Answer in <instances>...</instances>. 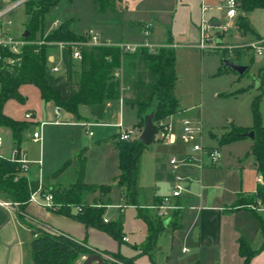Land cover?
<instances>
[{
    "label": "crops",
    "instance_id": "obj_1",
    "mask_svg": "<svg viewBox=\"0 0 264 264\" xmlns=\"http://www.w3.org/2000/svg\"><path fill=\"white\" fill-rule=\"evenodd\" d=\"M133 1L125 0L124 11L117 9L116 13L128 14L129 4ZM119 3L122 4L120 1ZM225 4L223 3L221 7L224 8ZM244 15V13H240V16ZM55 23L60 24L59 22ZM181 23L185 30V14L181 18ZM54 24L48 30L44 28L45 35L54 30ZM191 25L194 29L199 30V25L192 18ZM151 26L152 24L148 31L149 36L146 35L147 30L144 31V37H139V34L135 35V24H132L128 36L125 35L127 39L116 41L112 36L106 35L102 41L137 44L148 41L156 45H169L174 49L172 39L152 40ZM239 35L241 39L247 40V35L240 33ZM49 56L52 63L51 69L60 68V72L54 74L55 87L66 100L70 95L69 56L72 58V54L66 48L53 47L49 49ZM76 63L79 64V62ZM131 91V82L129 81L123 86L122 98L108 104L105 118L101 121L96 120L87 107L79 109L80 118L63 109L60 110V115L57 117L55 113L57 106L43 101L41 95L40 104L25 111L21 119H15L7 113V103L4 109L7 116L16 121L31 123V126L23 133L19 147L25 151L31 161L30 170L25 176L27 181L40 182L46 190L67 188L77 183L82 164L85 161L86 183L112 185L114 188L109 195L112 205H131L125 198L123 189L117 187L115 182L120 174L117 145L120 141L121 129L118 126L122 125V130H135L136 136L132 140L138 139L145 127L142 125L137 109L127 105L124 101L125 98L130 97ZM178 110L177 115L165 122L167 125H172L177 135L180 132V120L187 118L185 109L181 110L179 104ZM27 113H32L34 120H26ZM41 123H46L42 128L43 139L41 142L35 143L32 141L33 134ZM85 124L87 126H84ZM0 136L3 139L0 157L9 159L13 150L17 148L12 132L6 128H0ZM219 141L221 145V138ZM183 145L180 139L175 145H165L157 133L154 143L147 147L141 156L138 176L139 192L136 204L140 205L138 199L141 198V195L145 196L147 207L158 204L164 196L172 194L177 176L183 179L184 187L186 184L185 191L179 200L182 206L180 216L174 222V218L170 220V224L165 226L159 235L155 248L148 254L144 253L148 247V227L139 216L137 208H133L136 211L135 220L142 223L146 233L138 242L135 240V234L127 231L124 225L127 210L130 207L124 210L108 208L105 212V219L108 222L121 224L124 233L122 243L98 229L87 228L72 217L50 211L37 204L26 205L23 212L34 225L68 235L91 250L113 256L116 264H125L119 258L133 259L132 264H245V258L240 253L241 243L245 242L252 250L257 251L263 242L264 209H253L262 217L261 222L253 212L243 206H238L239 199L254 197L259 185L263 182V179L259 180L261 176L257 171L256 163L254 162L253 170L241 168L240 178L233 182H227L224 178L216 181L214 173L215 171L223 172V168L226 167V158L225 160L221 159L216 165H212L208 159H204L203 166L193 163L182 165L177 170L173 169L169 163L171 158L192 154V151L185 152ZM101 148L102 153H97L96 164H93V150ZM215 149L220 150L219 147ZM40 161L41 165L38 164ZM67 162H69L67 168L57 175V172ZM96 198H100L99 194L88 196L87 201L93 203ZM101 198L105 200V197ZM5 201L8 200L0 194V202ZM139 205L132 206L140 207L141 205ZM143 211L155 218L152 212ZM35 238L33 229L20 221L19 208L11 209L0 205V264H33L32 242ZM124 244L129 246L130 253H122ZM249 264H264V246Z\"/></svg>",
    "mask_w": 264,
    "mask_h": 264
},
{
    "label": "trees",
    "instance_id": "obj_2",
    "mask_svg": "<svg viewBox=\"0 0 264 264\" xmlns=\"http://www.w3.org/2000/svg\"><path fill=\"white\" fill-rule=\"evenodd\" d=\"M60 1L29 0L26 2L24 7L27 16L25 29L29 33V37L24 38V40L28 44L18 56L0 48V54L4 58L17 60L14 66L0 65V128L9 129L12 132L17 148L20 147L23 133L31 126V123L10 118L5 114L4 109L10 100L24 101L20 89L25 85L37 88L42 100L46 103H53L78 118H80L79 109L87 107L96 120H103L108 104L117 102L122 98L123 86L129 81L131 82L132 91L130 97L125 98L124 101L127 105L137 109L142 125H144L145 117L153 113V121L160 130L162 124L179 113V103L175 95L178 81L175 69L177 57L176 51L170 47H163L154 54H149L145 49H140L135 54H123L117 47L82 46L80 47L82 61L79 62V69L75 74L74 68L70 64V95L66 100L63 99L61 92L55 87L56 78L51 71L52 63L49 59V49L58 43H66L72 48V44L88 42L89 38L87 35L80 36L73 33L70 30L69 22L62 23L45 36V16ZM94 1L99 4L101 13L107 14L116 12L115 3L121 0ZM236 1L239 11L244 14L264 9V0ZM237 28L241 35L252 32L250 21L245 16H239ZM256 38L258 40L262 39L259 36H256ZM42 40L45 44L39 45L37 42ZM253 58L250 59V63H253ZM122 68H124V71L129 70L133 78L126 80L124 76V80L121 81L118 73ZM229 69L224 67L225 71ZM261 74L264 77V68L261 69ZM128 77H130V74ZM255 119L256 127L253 130L255 140L252 145V155L255 158L257 171L263 182L250 201L245 203L239 199L238 206H243L253 212L262 222L260 214L249 208V206H256L264 209V127L260 125L259 115L256 111ZM248 133L250 132L239 131L226 134L222 136L221 144L240 141L247 137ZM117 148L120 174L115 180L116 186L123 189L125 198L131 205L138 206L136 203L139 192L140 162L141 156L147 147L140 143L139 139H135L119 141ZM84 162L76 184L64 189H49L55 200L53 212L72 217L83 223L87 228L98 229L117 242L122 243L124 233L121 224L105 222L107 207L112 205L109 195L114 186L86 183ZM68 164L69 162L64 164L57 175L63 172ZM17 168L16 163L0 157V194L8 201L20 204V221L24 225L30 226L27 221L31 220L23 210L29 204L31 193L38 190L39 182H28L26 177H21L16 181ZM95 194H99L100 198H96L93 203H89L87 197ZM101 197H105V200ZM138 214L148 227V247L144 251L145 254H148L155 248L158 237L165 228V222L152 218L149 214L144 213L142 209H138ZM179 216L180 212L175 213L173 222ZM33 231L36 235L32 242L33 264H77L83 256L95 254L93 250L68 235L59 234L43 227L34 228ZM262 237V245L257 251L252 250L247 243H241L240 253L245 258V264H249L251 259L263 249L264 224L262 226ZM119 259L125 264H132L133 261V259Z\"/></svg>",
    "mask_w": 264,
    "mask_h": 264
},
{
    "label": "rangeland",
    "instance_id": "obj_3",
    "mask_svg": "<svg viewBox=\"0 0 264 264\" xmlns=\"http://www.w3.org/2000/svg\"><path fill=\"white\" fill-rule=\"evenodd\" d=\"M120 2L122 4L119 1L115 3L116 9L123 12L126 3L125 0ZM226 2L227 0H134L129 4V13L123 15L116 12L101 13L99 4L94 0H61L46 14L44 28L48 30L55 22H59V26L69 22L70 30L77 35L83 36L93 31L101 40H104V36L110 35L117 41L127 39L132 24H135V35L139 34V37H144L145 28L152 24V40L172 39L177 57L175 69L178 81L175 92L179 100V108L185 109L186 119L202 123L203 146L219 147L221 159L226 158L223 172L214 173L216 181L224 178L227 182H233L240 178L241 168L254 169L252 140L246 137L240 141L220 145L219 139L233 132L253 131L256 127L255 111L259 115L260 125L264 127V77L261 74V69L264 68V52L262 56H254L253 53L241 48L246 42L255 40L254 33L264 40V9L244 15L250 21L252 32L247 34V40H243L237 28L241 13L239 9L234 20L227 17V9L217 10ZM203 4L213 8L208 19L216 16L213 22L217 26L211 30L213 49L202 51L199 47L200 31L192 27L191 18L200 25ZM24 7L25 4L5 16L0 21V29L3 28L16 38L22 37L26 32L27 21ZM184 14L185 30L181 25ZM225 27L227 28L224 29ZM163 46L172 48L169 45ZM66 49L71 51L70 48ZM221 53L224 54V59L247 66L248 70L244 75L231 69L225 71ZM251 58L254 59L253 63H250ZM76 62L69 56V69L72 64L74 74L79 68ZM131 74L129 70L124 71L122 68L118 76L123 81L124 76L126 80L132 79ZM20 93L25 101L10 100L6 106L7 113L15 119L23 118L25 111L37 107L41 102L39 91L33 86H22ZM33 130L35 131L36 128ZM183 149L185 152H191L187 145H183ZM93 151L92 160L93 164H96L95 157L97 153H102V148ZM144 198L145 196L141 195L138 199L141 206L138 205L143 208L147 207ZM251 198H245L243 202L247 203ZM249 208L257 210L256 206ZM135 214L133 208L127 210L124 225L127 231L135 234V240L138 242L146 233L142 223L135 220ZM27 223L33 230L38 228L33 222L27 221ZM94 252L101 254L107 261L116 263L113 256ZM122 253H130L128 245H122ZM83 261L84 259L81 258L77 264H82Z\"/></svg>",
    "mask_w": 264,
    "mask_h": 264
},
{
    "label": "built area",
    "instance_id": "obj_4",
    "mask_svg": "<svg viewBox=\"0 0 264 264\" xmlns=\"http://www.w3.org/2000/svg\"><path fill=\"white\" fill-rule=\"evenodd\" d=\"M29 0H0V21L3 20L5 16L10 14L13 10L16 8L24 5ZM225 9H227V17L231 19H235L237 17V10H238V3L236 0H227L225 6ZM219 11L223 10V7L218 8ZM213 11V8L207 7L204 4L202 5L201 9V21L199 25V31H200V49L206 50V49H213V46L211 45V41L213 40L211 37V30L217 26L213 19H208V15ZM10 24V23H9ZM59 26L58 23L54 24V29H56ZM220 28V27H218ZM225 27L224 29H226ZM147 33L146 35L149 36V30L150 26H147ZM89 40L88 42H81L77 44H72L70 48L68 44L66 43H58L55 44L54 47H58L61 49L64 48H70L72 59L81 62L82 61V53L80 50V47L82 46H90V47H99V46H107V47H117L119 48L123 54H135L140 49H145L149 54H154L161 48L165 46L156 45L150 42H145L142 44L137 43H114L112 41H102L96 33L93 31H90L87 34ZM39 45L45 44V42L39 41L37 42ZM28 43L24 40L23 36L20 38H16L11 33L7 32L3 28L0 29V48L7 50L9 53L13 55H20L22 53L23 48ZM242 49H245L247 52H251L255 55L262 56L264 52V40L263 39H255L249 42H246L242 45ZM17 63V60H14L12 58H4L0 54V65L4 66H14ZM53 74H57L60 72L59 67H54L51 69ZM60 107H57L55 110L56 116L59 117L60 115ZM25 119L32 121L34 120V116L32 113H27L25 115ZM46 123H41L38 130L34 132L32 141L35 143L42 141V128ZM180 125V132L179 135H177L172 125L170 124H162V128L158 129V135L159 139L164 143L165 145H175L177 140L180 139L181 142L184 145H187L190 147L192 154L190 155H184L182 157H173L170 159L169 163L173 167L174 170H177L182 165L187 164H198L200 166H203L204 159H208L212 165H216L220 162L222 155L219 149H208L203 146L202 143V136H203V127L201 122H196L188 119H182L179 122ZM84 126H87L85 124ZM121 129L119 140L120 141H130L133 139V137L136 136V131L131 130H122L123 126H118ZM92 135V133H90ZM3 144V139L0 136V148ZM9 160L13 163H16L18 165L17 168V175L15 176V180H19L21 177H25L27 173L30 170V164L31 161L28 159L27 154L24 150L20 148H15L9 158ZM38 164H42L40 161ZM260 181H262V177L259 178ZM185 191V187L183 186V179L180 176L176 177V184L174 191L171 195L164 196L160 202L154 206L149 207H139V209L142 210H148L152 212L155 215V218L162 222L170 221L174 218L175 213L180 212L182 209L181 204L179 203V200L182 197L183 192ZM29 204H37L43 208H46L50 211L54 210L55 206V200L54 195L49 191L46 190L42 183L39 182V188L37 191L32 192L30 199L28 201ZM1 206H4L6 208H13L18 209L20 207V204L18 203H12L10 201L0 202ZM137 208L135 206L129 205H117L113 206L110 205L108 208H117L119 210H124L125 208ZM261 209V208H259ZM105 222L108 223V220L105 219ZM128 241L127 239H125Z\"/></svg>",
    "mask_w": 264,
    "mask_h": 264
},
{
    "label": "water",
    "instance_id": "obj_5",
    "mask_svg": "<svg viewBox=\"0 0 264 264\" xmlns=\"http://www.w3.org/2000/svg\"><path fill=\"white\" fill-rule=\"evenodd\" d=\"M27 37H29L28 32H26V34L23 35V38H27ZM221 57L224 59L223 53H221ZM224 63H225V67L230 68L231 70L239 73L240 75H244L245 72L248 70L247 66L240 65V64L231 62L229 60H226V59H224ZM153 118H154L153 113H151L145 117L144 131L141 134V136L138 138L140 143H142L146 147H149L154 143L156 134L158 133V127L155 125ZM247 137L250 138L252 141H254L255 140V132L251 131L250 133L247 134ZM169 224H170V221L165 222V226H168ZM82 258L84 259L82 264H113V263L107 261L99 253L83 256Z\"/></svg>",
    "mask_w": 264,
    "mask_h": 264
}]
</instances>
